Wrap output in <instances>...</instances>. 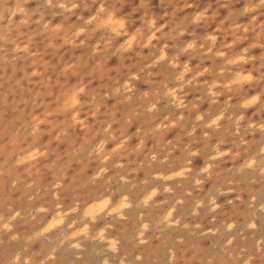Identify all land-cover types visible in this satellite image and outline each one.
I'll return each instance as SVG.
<instances>
[{"label":"rangeland","instance_id":"1","mask_svg":"<svg viewBox=\"0 0 264 264\" xmlns=\"http://www.w3.org/2000/svg\"><path fill=\"white\" fill-rule=\"evenodd\" d=\"M0 264H264L261 0H0Z\"/></svg>","mask_w":264,"mask_h":264},{"label":"snow or ice","instance_id":"2","mask_svg":"<svg viewBox=\"0 0 264 264\" xmlns=\"http://www.w3.org/2000/svg\"><path fill=\"white\" fill-rule=\"evenodd\" d=\"M261 3L262 4H264V0H261ZM92 19H96L95 17H93ZM91 22V21H90ZM108 23H111L112 22V20H111V17H109V19H108V21H107ZM122 26V25H121ZM189 47H191V45L189 46ZM249 79H250V77H249ZM76 103V99H75V97L73 98V104H75Z\"/></svg>","mask_w":264,"mask_h":264}]
</instances>
